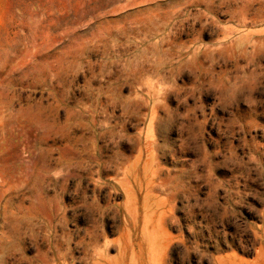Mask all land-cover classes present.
Wrapping results in <instances>:
<instances>
[{"label": "rangeland", "instance_id": "rangeland-1", "mask_svg": "<svg viewBox=\"0 0 264 264\" xmlns=\"http://www.w3.org/2000/svg\"><path fill=\"white\" fill-rule=\"evenodd\" d=\"M0 264H264V0H0Z\"/></svg>", "mask_w": 264, "mask_h": 264}]
</instances>
